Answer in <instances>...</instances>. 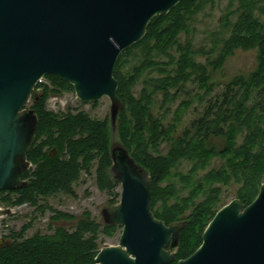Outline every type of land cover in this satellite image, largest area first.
I'll use <instances>...</instances> for the list:
<instances>
[{
    "label": "trees",
    "instance_id": "1",
    "mask_svg": "<svg viewBox=\"0 0 264 264\" xmlns=\"http://www.w3.org/2000/svg\"><path fill=\"white\" fill-rule=\"evenodd\" d=\"M236 1L237 8L227 14V19L234 14L237 18L225 23L228 35L218 41L217 56L207 65L194 58L201 50L195 52L189 41L180 43L178 37L187 32L188 21L211 0H182L166 14L155 16L143 38L123 51L115 65L117 95L124 104L117 117L120 143L149 172L155 217L166 225L186 221L172 264L187 258L201 245L204 229L223 206H220V185L239 183L236 198L248 205L257 196L264 177V20L254 14L258 12L264 17V0ZM237 48H257L254 71L248 77H234L226 84L221 98L210 103L200 118L174 137L176 127H164L152 113L154 96L162 94L166 103L176 98L173 90L196 80L201 91L199 102L204 103L215 87L208 67L221 68ZM135 50H140L141 59L131 70L124 71L129 55ZM151 71L157 75L143 79ZM45 78L50 85L38 82L33 90L36 94L31 96L30 107L37 115L38 127L27 154L31 163L23 175L27 184L21 189L1 191L0 203L27 204L42 215L49 211L51 222L72 221L74 215L54 209L44 201L59 193L74 196V184L82 173H89L94 163L99 189L114 194L119 184L110 176L112 147L108 121L93 118L84 111L49 110L46 101L51 94L74 89L55 75ZM142 79L143 88L136 97L132 89ZM243 131L246 134L238 144L237 136ZM213 138H223L224 146L216 147L211 142ZM165 142L169 143V149L162 154L160 147ZM214 157H220L223 164L198 177V171L204 170ZM182 160L190 161L191 168L186 174H174ZM172 176L177 177L180 188L170 182ZM115 196L120 195L115 192ZM31 227L29 222L19 231L9 230L5 239L10 243L0 246V264H94L101 236L112 237L120 228L98 223L89 211L83 212L73 229L56 227L50 234L36 232L27 237Z\"/></svg>",
    "mask_w": 264,
    "mask_h": 264
},
{
    "label": "water",
    "instance_id": "2",
    "mask_svg": "<svg viewBox=\"0 0 264 264\" xmlns=\"http://www.w3.org/2000/svg\"><path fill=\"white\" fill-rule=\"evenodd\" d=\"M182 0H0V192L26 186L27 154L38 118L27 108L38 82L55 75L76 97L111 102V122L124 107L114 77L120 54L139 42L149 22ZM120 199L103 209L106 225L121 227L117 245L100 248L94 264H172L186 221L155 217L149 172L121 144L111 148ZM10 209L0 208V217ZM0 238V246L9 244ZM176 264H264V177L255 199L223 205L201 245Z\"/></svg>",
    "mask_w": 264,
    "mask_h": 264
},
{
    "label": "rangeland",
    "instance_id": "3",
    "mask_svg": "<svg viewBox=\"0 0 264 264\" xmlns=\"http://www.w3.org/2000/svg\"><path fill=\"white\" fill-rule=\"evenodd\" d=\"M237 6L238 3L236 0H211V2L207 3L201 11L196 13L188 21L187 32H182L178 40L180 43L189 41L195 52L201 50V52L194 55L197 62L207 65L210 60L217 56L219 48L218 41L228 35L229 29L225 28V23L227 20L235 21L237 18V14H234L227 19V14L235 10ZM254 14L260 17L261 20H264V17L260 16L258 12ZM172 53L177 55V52L174 50ZM141 55L140 50L132 52L128 57L129 63L124 67V71H129L133 66L138 64ZM257 55V48H237L226 58L221 68L214 70L208 67L211 81L214 83L215 87L213 92L206 97L207 99L204 103L199 102L201 91L198 88V82L196 80L185 83L180 90H173V92L177 94L176 98L166 103L162 101V94H156L152 104V113L154 117L159 118L164 127L175 126L174 137L181 135L186 128L190 127L192 121L200 118L204 114L210 103L221 98L227 83L236 76L248 77L250 73L254 71L258 61ZM158 59L163 61L168 60L166 57H158ZM156 75L157 72L151 71L146 73L143 79ZM143 79L138 81L132 89L136 97H139L141 89L143 88ZM41 82L50 85V81L45 77ZM35 94L36 92L32 93V95ZM184 103H188L189 105L186 106ZM31 104L32 99L30 98L27 108H30ZM46 107L54 112H66L68 110L72 112L84 111L93 118L99 120L106 119L108 121L111 147L121 144L118 135V118L115 123L112 124L111 102L108 97H102L96 103H85L76 97L74 91H63L59 94H51L46 101ZM245 134L246 132L243 131L237 136L238 144L242 143ZM211 142L219 149L224 146L223 138H213ZM168 149L169 143L165 142L160 147V153L164 154ZM191 164L192 163L188 160H182L180 165L173 170V173L186 174L191 168ZM222 164L223 160L220 157H214L204 170L198 171V177L204 175L211 169H218ZM96 168L97 164L94 163L89 173H82L79 181L73 186L75 192L74 196L59 193L55 196L48 197L44 201L54 209L74 215L75 220L51 222V212L49 211L42 215L35 213L34 208L27 204L21 206H5L0 203L1 209H10L9 214L0 217V238L5 239V235L9 233V230L19 231L24 224L29 222H32V227L27 230V237L32 236L36 232L50 234L56 227L73 229L76 220L79 219L85 211H89L93 219L98 223H104L102 211L105 208L115 205L116 203L113 204L115 201L117 203L119 202L120 196L117 198L115 192L120 195V188L118 185L114 194H108L106 191L100 190L97 185ZM110 176L113 177L112 173ZM170 182H175L178 188L181 187L175 176L170 177ZM240 186L239 183L234 181L228 185H220L222 189L220 206L236 198ZM182 195L185 196L186 192H183ZM120 234L121 227L118 228V231L112 237L102 235L100 247L117 245L119 243Z\"/></svg>",
    "mask_w": 264,
    "mask_h": 264
},
{
    "label": "built area",
    "instance_id": "4",
    "mask_svg": "<svg viewBox=\"0 0 264 264\" xmlns=\"http://www.w3.org/2000/svg\"><path fill=\"white\" fill-rule=\"evenodd\" d=\"M41 81H42V79H41ZM41 81H40V82H41Z\"/></svg>",
    "mask_w": 264,
    "mask_h": 264
}]
</instances>
